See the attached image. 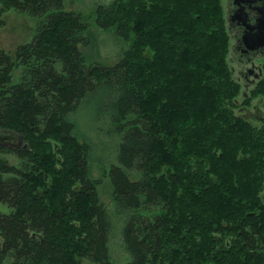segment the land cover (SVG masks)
Instances as JSON below:
<instances>
[{
    "label": "trees",
    "instance_id": "1",
    "mask_svg": "<svg viewBox=\"0 0 264 264\" xmlns=\"http://www.w3.org/2000/svg\"><path fill=\"white\" fill-rule=\"evenodd\" d=\"M9 9L39 22L0 48L13 135L0 141V264H113L83 108L115 142L104 161L125 264H264V113L236 112L222 0L97 3L96 25L126 44L112 64L86 59L87 22L64 0H0V26ZM250 95L264 108V63Z\"/></svg>",
    "mask_w": 264,
    "mask_h": 264
},
{
    "label": "rangeland",
    "instance_id": "2",
    "mask_svg": "<svg viewBox=\"0 0 264 264\" xmlns=\"http://www.w3.org/2000/svg\"><path fill=\"white\" fill-rule=\"evenodd\" d=\"M225 1L226 0H222L224 12H226ZM100 2L107 3L109 0H64V7L67 10L81 12L87 22L88 26L84 33L89 37L90 44L88 46H83L86 59L88 61L96 60L104 64H112L117 60L120 49L126 44L123 40L116 38L109 31H104L96 25L94 7ZM1 18L3 19V24L0 26V48L11 52L17 45L31 39L39 22L38 19L31 17L26 12H19L13 9L5 11ZM227 29L230 32L228 26ZM229 36L230 48L228 62L233 72V77L241 86L240 93L236 97L238 105L236 112L247 120L259 124V118L264 113L262 95L251 97L250 90L254 86L255 81L250 85L249 83L245 85L253 78V76L245 75L247 74V68L250 67V64L244 65L239 61L237 53L232 48L234 39L230 33ZM252 63L255 65H260L262 63L261 65L263 66L264 57H255L252 60ZM246 76L247 78H245ZM75 120L81 138L89 139L92 148H94L92 173L95 177H100L101 179V183L98 186V193L101 201L106 207L112 224L109 239L110 258L113 264H125L127 261V253L122 240L121 228L127 216L125 215L124 217L115 208V204L112 200L109 179L106 175L108 165L104 161L106 155H108V158L110 157V150H113L115 142L111 139L108 133L104 132L93 122L88 108L80 109L75 115ZM12 136V133L8 131L0 130V141L12 143ZM82 264L97 263L83 259Z\"/></svg>",
    "mask_w": 264,
    "mask_h": 264
},
{
    "label": "flooded vegetation",
    "instance_id": "3",
    "mask_svg": "<svg viewBox=\"0 0 264 264\" xmlns=\"http://www.w3.org/2000/svg\"><path fill=\"white\" fill-rule=\"evenodd\" d=\"M226 8V22L230 29V34L234 39L232 48L237 53L239 61L246 65L250 64L247 68V74L253 76L245 85L252 82H256L262 73V63L255 65L252 60L255 57H264V46L250 50L246 47L243 36L246 33L256 34L261 29L264 32V0H253L251 2H238L234 0L225 1ZM236 8H242L245 17L244 19H234L232 14L236 11ZM245 57V58H244ZM257 71V72H256ZM247 78V76L245 77Z\"/></svg>",
    "mask_w": 264,
    "mask_h": 264
},
{
    "label": "water",
    "instance_id": "4",
    "mask_svg": "<svg viewBox=\"0 0 264 264\" xmlns=\"http://www.w3.org/2000/svg\"><path fill=\"white\" fill-rule=\"evenodd\" d=\"M238 2H251L253 0H234ZM234 19H244L245 13L242 8H236V11L232 14ZM243 41L246 47L250 50L264 46V32L260 29L258 33L251 34L246 33L243 37Z\"/></svg>",
    "mask_w": 264,
    "mask_h": 264
}]
</instances>
